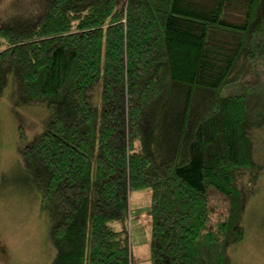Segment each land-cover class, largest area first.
<instances>
[{
  "label": "trees",
  "instance_id": "obj_1",
  "mask_svg": "<svg viewBox=\"0 0 264 264\" xmlns=\"http://www.w3.org/2000/svg\"><path fill=\"white\" fill-rule=\"evenodd\" d=\"M10 81L13 108L46 109L17 149L48 264H132L129 194L147 187L152 264H231L264 171V0H15L0 98Z\"/></svg>",
  "mask_w": 264,
  "mask_h": 264
},
{
  "label": "rangeland",
  "instance_id": "obj_2",
  "mask_svg": "<svg viewBox=\"0 0 264 264\" xmlns=\"http://www.w3.org/2000/svg\"><path fill=\"white\" fill-rule=\"evenodd\" d=\"M15 0H0V21ZM19 3L22 0H16ZM15 86L10 81L0 98V264H48L53 248L48 236L47 218L40 208V194L28 179L18 153L19 125L32 140L41 127L46 109L42 106L13 108ZM214 213L227 209L228 199L215 187L209 188ZM151 189H133L129 194L126 228L132 264H152ZM122 230L119 220L110 222ZM244 238L229 249L231 264H264V171L253 194L246 200L243 217Z\"/></svg>",
  "mask_w": 264,
  "mask_h": 264
}]
</instances>
